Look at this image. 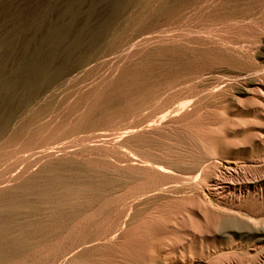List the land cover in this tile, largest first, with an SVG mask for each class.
Masks as SVG:
<instances>
[{
	"label": "bare ground",
	"instance_id": "bare-ground-1",
	"mask_svg": "<svg viewBox=\"0 0 264 264\" xmlns=\"http://www.w3.org/2000/svg\"><path fill=\"white\" fill-rule=\"evenodd\" d=\"M253 1L167 2L168 29L151 37L157 47L150 62V96L159 103L164 82L162 91L171 90L174 97L155 105L145 121L124 127L122 140L133 138L135 143L129 151L122 150L123 159L114 170L106 164L101 169L72 164L64 195L54 196L47 185L38 189L44 204L70 209L66 221L71 230L83 226L80 238L71 243L74 255L84 251L78 256L82 261L75 264H120L115 259L118 252L121 264H160L161 259L165 264L181 263L186 256L216 264L225 254L223 246L227 250L234 241L252 259L237 263L232 258L221 264H264V174L256 175L264 170V117L246 119L253 108L264 106V79L247 80L264 63V24L245 21L254 5L264 7V2ZM157 13L151 10L150 18ZM225 79L244 80V86L213 94ZM247 93H253L255 101L244 107L237 94ZM167 131L173 135L154 143L155 135L166 136ZM201 186L217 197L216 206L205 200ZM110 202L118 207L111 219L114 231L106 232L100 228L107 225L103 212ZM55 215L59 218V213ZM0 228L10 230L9 223L0 221ZM115 229L122 232L118 235ZM10 233L25 237L22 230ZM116 238L119 247L105 245Z\"/></svg>",
	"mask_w": 264,
	"mask_h": 264
},
{
	"label": "rangeland",
	"instance_id": "rangeland-1",
	"mask_svg": "<svg viewBox=\"0 0 264 264\" xmlns=\"http://www.w3.org/2000/svg\"><path fill=\"white\" fill-rule=\"evenodd\" d=\"M167 2L178 0H0V80H8L5 85L0 83V221L9 223L10 230L25 234L15 238L10 230L0 228V264L82 261L78 256L84 251L74 255L70 249L72 241L80 238L83 226L71 230L66 221L70 209L44 204L38 189L47 185L54 196L64 195L72 164L81 169H101L106 164L114 170L123 159L122 150L129 151L135 143L133 138L122 140L125 128H132L135 120L145 121L155 105L174 97L171 90L162 91V73L158 78L160 84L163 82L157 95L159 103L151 98L150 62L157 47L151 37L168 29ZM154 9L158 13L150 18ZM247 13L245 21L250 25L264 24L260 19L264 7L260 4ZM263 76L264 63L252 70L247 80ZM231 80H222L212 93L217 95L225 89L236 92L244 86V80ZM237 96L244 107L255 101L253 93ZM256 108L246 119L264 117V106ZM172 131L166 136L155 135L154 143L167 140ZM257 173L261 176L264 170ZM201 190L205 200L216 206L217 197L206 186ZM127 196L133 197L130 192ZM19 203L38 206L34 210ZM105 205L103 215L108 222L100 229L114 231L111 219L118 204ZM115 231L118 235L122 232ZM117 240H107L105 245L119 247ZM235 243L228 244V251L223 246L225 254L216 264L232 258L237 263L252 259ZM120 254L115 259L121 264ZM159 262L165 264L163 259ZM172 264L211 263L186 256L183 262Z\"/></svg>",
	"mask_w": 264,
	"mask_h": 264
}]
</instances>
